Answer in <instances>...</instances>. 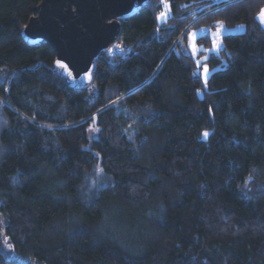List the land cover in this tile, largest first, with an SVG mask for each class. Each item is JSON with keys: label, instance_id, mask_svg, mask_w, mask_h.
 <instances>
[{"label": "trees", "instance_id": "obj_1", "mask_svg": "<svg viewBox=\"0 0 264 264\" xmlns=\"http://www.w3.org/2000/svg\"><path fill=\"white\" fill-rule=\"evenodd\" d=\"M41 2L0 0V264H264V0H150L80 89ZM219 24L204 81L179 42Z\"/></svg>", "mask_w": 264, "mask_h": 264}, {"label": "water", "instance_id": "obj_2", "mask_svg": "<svg viewBox=\"0 0 264 264\" xmlns=\"http://www.w3.org/2000/svg\"><path fill=\"white\" fill-rule=\"evenodd\" d=\"M149 1L42 0L22 36L31 45L49 44L63 76L80 89L91 82L97 58L117 41L120 21Z\"/></svg>", "mask_w": 264, "mask_h": 264}, {"label": "rangeland", "instance_id": "obj_3", "mask_svg": "<svg viewBox=\"0 0 264 264\" xmlns=\"http://www.w3.org/2000/svg\"><path fill=\"white\" fill-rule=\"evenodd\" d=\"M222 1L226 2L225 0H222ZM159 19H160V17H159ZM262 26L264 27V24H262ZM243 30H244L243 26H237L234 29H229L223 25L222 34L219 37H215L216 44L219 45V47L216 49L213 48V40H214V34L218 31V26L216 29H212V30L208 29L206 27L194 28L188 33V35L186 36L185 39H183L179 42V44H180L181 49L183 50V52L185 54L190 53L192 55L197 66L199 67L198 71L200 72L201 77L203 78L204 81H207L209 79L211 73L213 72V70H211L204 63V61L208 58L209 54H211V53L218 54L219 53V51L223 47L222 37L225 34L242 32ZM193 34H195L194 37H193ZM206 35H208V37L210 38L211 43H212V46L210 48H206L204 43L202 41L198 40L200 37L206 36ZM117 42L118 41H116L112 45V50L114 52H119V53L125 51L124 48H120L118 46H115ZM202 52H207V54L203 55ZM198 61H199V64L197 63ZM205 68L208 69L207 74H205V71H204ZM199 92H200V95H202V92L201 91H199ZM99 175H100V173L98 171H96L95 176L99 177ZM2 244H3L4 252L8 256H13L14 254H13L12 248H11L9 242L6 240V238H2Z\"/></svg>", "mask_w": 264, "mask_h": 264}, {"label": "snow or ice", "instance_id": "obj_4", "mask_svg": "<svg viewBox=\"0 0 264 264\" xmlns=\"http://www.w3.org/2000/svg\"><path fill=\"white\" fill-rule=\"evenodd\" d=\"M165 8H167V5H165ZM160 19L161 20H167V13L166 12H161L160 14ZM258 21L261 23V24H264V9H261L260 10V13L258 14V17H257ZM222 31H223V25L220 24L218 25V31L214 34V40H213V48L216 49L219 47V45L216 44V41H215V37H219L221 34H222ZM195 36V34H193V37ZM198 50V49H197ZM199 64V61L197 62ZM60 67H64V65H60ZM205 74H207L208 72V69L205 68ZM69 75H71V73H69ZM205 137H207L208 133L205 132L203 134Z\"/></svg>", "mask_w": 264, "mask_h": 264}, {"label": "built area", "instance_id": "obj_5", "mask_svg": "<svg viewBox=\"0 0 264 264\" xmlns=\"http://www.w3.org/2000/svg\"><path fill=\"white\" fill-rule=\"evenodd\" d=\"M225 1L228 2L229 0H225ZM115 46H118V47H120V48H124V45H123L122 42H117Z\"/></svg>", "mask_w": 264, "mask_h": 264}]
</instances>
